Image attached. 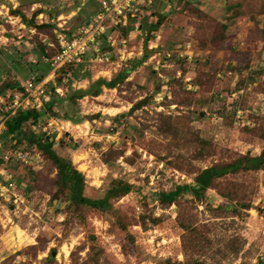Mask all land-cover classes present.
<instances>
[{
  "label": "rangeland",
  "instance_id": "1",
  "mask_svg": "<svg viewBox=\"0 0 264 264\" xmlns=\"http://www.w3.org/2000/svg\"><path fill=\"white\" fill-rule=\"evenodd\" d=\"M72 2L84 0L67 1ZM85 2L82 15H78L83 22L81 27L98 9L100 0ZM237 2L242 4V14L228 20L227 4ZM20 5L30 18L31 6L23 1ZM62 6L68 8L64 0H60L59 7ZM195 7L200 10L199 15L195 14ZM138 8L133 31L125 39L131 57L120 58L121 31L113 34L108 23L100 41L101 50L111 51L112 59L97 63L90 49L84 62L75 66L72 85L75 89L87 88L100 77L109 80L122 69L130 68L132 60L142 59L146 50L150 57L116 89L103 88L101 95L85 97L75 108H68L74 121L64 119L67 107L55 106L59 117H44L38 125L56 141L64 138L79 146L71 150L56 143L55 150L70 157L84 173L89 197H102L108 176L133 184L134 192L112 201L134 236L133 246L113 216L103 218L85 210L86 227L76 219L68 220L67 204L50 201L49 181L47 184L40 178L42 189H29V203L18 207L8 196L0 198V264H91L88 256L92 236L105 251L99 264H180L196 258L205 264H255L264 258V169L240 172L221 181L252 204L250 210L234 208L226 212V217L217 211L224 199L215 189H209L200 202L187 193L180 204L169 207H163L153 196L177 185L193 184L195 173L217 162L246 153L259 156L262 152L264 0H139ZM64 19L56 18L52 25L63 23ZM158 20L162 24L150 34L146 49L145 29L155 26ZM65 21V28H71L73 21ZM217 22L228 25L223 47L212 42L209 35L219 31ZM203 23L209 27V34L204 26L198 27ZM1 25L0 37L7 36L8 40L5 44L0 40V66L5 63L12 70L17 66L13 70L17 80L20 77L38 82L42 74L48 75L52 68H48L38 47L45 35L29 32L28 26L19 28V21ZM112 41L116 43L114 49L109 45ZM181 53H190L191 58L180 57ZM113 62L119 65L111 66ZM0 76L1 87L4 75ZM241 79L245 82L244 91L237 92L236 84ZM195 80L200 82L195 84ZM65 93L63 88L61 96ZM141 100L146 101L145 106L130 113L131 107ZM160 113L172 116L174 125L182 130L177 136L158 133ZM98 114L100 118L88 119ZM120 114L124 117L113 122ZM3 128L0 121V132ZM197 135L208 142V151L200 158L195 157L200 146ZM115 152L123 155L116 156ZM105 153L113 157L108 164L103 158ZM38 163V157L33 156V164ZM179 214L191 216L193 227L207 226L205 235L211 242L185 250L186 232L178 224ZM143 215L161 217L162 221L157 226L149 223L143 229L139 223ZM236 242L242 245L238 254L228 251V245ZM50 254L52 259L46 261Z\"/></svg>",
  "mask_w": 264,
  "mask_h": 264
},
{
  "label": "trees",
  "instance_id": "2",
  "mask_svg": "<svg viewBox=\"0 0 264 264\" xmlns=\"http://www.w3.org/2000/svg\"><path fill=\"white\" fill-rule=\"evenodd\" d=\"M242 4L240 3H229L227 4V13L228 20H233L238 15L242 14L239 8ZM234 11V12H233ZM14 16L20 17L22 23L26 26L31 27L35 30L36 35L41 36L45 35L47 37L49 44L43 42L38 44L40 51L44 58L51 65V60L57 54L59 50L57 38H56V26L48 23L38 24L36 17L38 15V10H35L32 13L30 18L24 13L21 5L15 10L10 11ZM195 14L199 15L201 12L199 9L194 10ZM233 12V13H231ZM158 15V14H156ZM138 17V16H137ZM136 18H131L128 21L126 26L119 25L118 27L110 28V31L119 32L121 34L119 37L122 39H127L128 34L133 31L134 22ZM251 18L254 19V14L251 15ZM161 20V19H160ZM158 20L157 24L153 26L152 24L145 29L147 31V38L145 39L144 47L147 49V43L150 39V34L152 31H155L157 27L161 26L162 22ZM211 20V19H210ZM219 25V31L217 33L209 34V27L205 23L198 25L199 28L208 29V34L212 38V42H219L218 47H223V42L227 37V28L226 23L217 22ZM144 26L141 24V29L143 30ZM264 35V29L262 30ZM42 44V45H41ZM111 52V51H108ZM112 55V53H111ZM150 57V52L146 50V53L142 59L132 60V65L130 68L122 69L120 72L114 74L111 79L100 77L97 80L90 83L87 88L75 89L72 85L73 72L75 66L78 64H68L55 71V81L51 84V88L48 90L51 92L50 100L45 102L40 108H18L15 109L12 105L14 94L20 95L21 98L25 97L24 89L21 87L20 80L14 78L13 70L16 71L17 67L14 66V69L8 68V65L2 64L0 66V75H4L2 86L0 87V121L4 126L3 130L0 132V168L11 175L12 181L15 184V190L18 194L23 196L27 203H29V189H42V186L39 184L40 178L44 182L49 181L50 190L48 193L50 195V201H61L67 204V218L76 219L78 222L85 226V218L83 212L85 210H90L95 215L106 218L108 215L113 216L116 221V225L119 229L126 233L127 242L133 246L134 236L130 234L127 228V223L125 219L119 217L118 211L114 207L112 201L119 200L130 193L134 192L135 187L133 184L121 179H116L113 177H107L104 187H102L103 195L99 198H91L86 195L87 181L83 172L78 170L73 164L70 157L62 156L55 150L56 143L59 144L62 148H69L71 150L78 149V145L73 143L71 140L67 142L64 138L56 141L55 137L49 136L46 132H42L39 122L44 117H59V113L55 112V106H58L62 109L67 107V111L64 112V119L69 121H74V118L69 113L68 108H75L78 105V101L85 97H97L103 92V88L116 89L120 86L121 83L125 82L129 77L130 73L141 63L145 62ZM52 68V65L49 66ZM234 70L238 68H233ZM232 69V70H233ZM240 72L242 70H239ZM1 78V76H0ZM2 79V78H1ZM42 79H39L38 82H41ZM200 81L195 80V84H198ZM48 84V85H49ZM56 86L66 89L64 96L59 95L56 92ZM245 82L243 79L237 82L236 91H244ZM242 95V94H241ZM146 101L141 100L134 104L130 113H133L135 110L144 107ZM235 116L237 110L234 112ZM200 116H205L201 114ZM93 117H101V115H93L88 117V119H93ZM123 114L115 116L113 122L119 121ZM160 124L156 126V129L159 134L163 136H168L169 134H175L176 136L180 133V128H178L173 123V118L171 115H164L160 113L159 115ZM111 131H113L111 129ZM183 132H185L183 130ZM264 139V133H262ZM196 139L199 140L200 146L198 151L195 154L196 158H200L204 155L208 142L200 139L197 135ZM8 143H13L10 147L6 146ZM7 147H9L7 149ZM13 151H22L29 156H38L40 158L37 166L36 164L30 163L25 164L23 161L17 160ZM10 155L7 161H4V156ZM116 156H122L123 152H115ZM104 161L106 164L111 162V156L108 153L103 155ZM18 166L23 168L21 171L20 168L17 170ZM38 167V168H36ZM39 169V171L37 170ZM264 169V148L259 156H252L249 153L240 154L237 158H234L230 161L217 162L210 167H207L203 170H199L195 173L193 179V184L177 185L173 190L166 192L161 191L158 194H153L159 203L163 207H169L173 204H180V199L184 197L185 194L191 193L192 196L197 201H202L206 197V193L209 189H215L222 197L223 202L220 203L216 208L219 215L226 217V212L230 210H235L234 208H244L245 210H250L252 204L246 202L244 197L240 195L236 190L232 191V188L228 185H222L221 181L225 180L231 175H238L240 172L248 171H259ZM38 171V172H36ZM54 174L51 176V174ZM48 184V182H47ZM9 199L12 200V196L9 194ZM4 200L2 197H0ZM236 202V203H235ZM183 217V218H182ZM182 218V219H181ZM149 221L147 222V220ZM162 221V218L145 215L140 216L139 223L143 229L147 228L149 223L157 226ZM178 224L181 229L186 232V235L183 237V245L185 250L188 249H198L204 243H210L211 240L205 235L208 231L207 226L204 227H193L194 221L191 216L179 214ZM204 229V231H203ZM90 242V253L88 259L91 264H99L101 255H105V251L101 245H99L94 236L89 239ZM231 250H228L232 253L238 254L242 249L240 243H233V245H228ZM52 254L46 261L52 259ZM180 264H205L204 261L196 258L195 260H188ZM255 264H264V258L258 260Z\"/></svg>",
  "mask_w": 264,
  "mask_h": 264
},
{
  "label": "built area",
  "instance_id": "3",
  "mask_svg": "<svg viewBox=\"0 0 264 264\" xmlns=\"http://www.w3.org/2000/svg\"><path fill=\"white\" fill-rule=\"evenodd\" d=\"M138 7L139 0H100L99 10L79 29L77 34L69 35L64 32V30L57 32L56 38L59 50L53 57V60H51L52 71L55 72L68 64H79L84 62L90 49H93V61L103 64L110 62L111 53L102 52L100 41L103 35H105L108 23H110L112 27H118L119 25L126 26L129 19L138 16ZM119 43L122 46L119 52L120 58L123 59L126 55L130 58L132 52L127 51V41L122 39ZM109 44L113 48L116 46L114 41L111 43L109 42ZM179 56L186 57L187 59L191 58L190 53H181ZM20 84L24 89L25 97L21 98L20 95L14 94L12 105L15 109L40 108L45 102L50 100L51 92L45 87L44 83L25 80L20 81ZM56 92L59 95L63 94L61 88H56ZM12 155L25 164L33 162V157L22 151H13ZM9 156L10 155H5L4 161H7ZM39 160L40 158L38 157V161ZM0 175H2L0 176V196L5 197L10 194L13 204L18 205V207L26 203V199L16 192L12 177L4 168H0ZM1 177H3V181Z\"/></svg>",
  "mask_w": 264,
  "mask_h": 264
},
{
  "label": "crops",
  "instance_id": "4",
  "mask_svg": "<svg viewBox=\"0 0 264 264\" xmlns=\"http://www.w3.org/2000/svg\"><path fill=\"white\" fill-rule=\"evenodd\" d=\"M20 1H23V2L27 3L28 5H30L32 12H34L35 10H38V15L36 17V20H38L39 24H41V23L53 24L56 18H59L58 21H60L61 18H65L69 21H73V24L71 23L72 24L71 28H68V27L65 28L67 26V23H68L65 21V19H64L63 23L59 22V23L55 24L58 27L55 30L56 34H57V29H60V31L64 30V32L67 31L69 33H74L73 35H75V33L77 34L79 32V29L83 25V22H81L80 16H78V15H80V14L82 15V7L85 6V3H86L85 0L82 3L76 2L75 4H74V2L67 3L68 0H64L67 4L66 7H68V8H65V6L59 7L60 6V0H0V28H3V25H1V23H3V22L7 23V24H12L16 21L20 22L19 28H23V29L26 28V25L24 23H22V21L20 20V17L14 16L10 12L11 10H15L16 8H18L20 6ZM71 5H74V6H71ZM98 10H99V6H98V9H96L93 14H96V12ZM29 32L35 33L34 29H32V28L29 30ZM130 36L133 37L132 34H130ZM130 36H129V38H131ZM45 37L46 36H44L42 38L43 43L49 44L50 42H48L47 37L46 38ZM0 40H2V43L5 44V41H7L8 38H7V36H1ZM111 48L114 49L113 47H111ZM110 53H112V52H110ZM93 56H94V53H93ZM111 59H112V55H111ZM116 64L119 65L118 63L113 62L111 64V66H114ZM49 66H51V65H49ZM49 66H48V68H49ZM106 72L109 73L110 71L106 70ZM42 75H44V76H43V78H41L42 79L41 82H37V83H44L45 87L48 89V84L53 83V81H54L55 72H53L51 69V72L48 75H45V74H42ZM18 78L20 81L30 80V79H21L20 77H18ZM56 88H61L63 90L62 87L56 86Z\"/></svg>",
  "mask_w": 264,
  "mask_h": 264
}]
</instances>
